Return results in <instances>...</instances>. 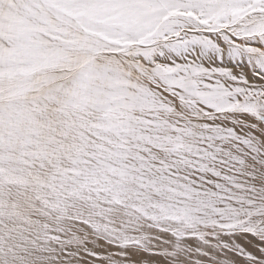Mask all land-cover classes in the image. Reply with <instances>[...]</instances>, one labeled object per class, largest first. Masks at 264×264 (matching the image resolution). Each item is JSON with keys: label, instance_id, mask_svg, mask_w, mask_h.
Wrapping results in <instances>:
<instances>
[{"label": "snow or ice", "instance_id": "6c2138e0", "mask_svg": "<svg viewBox=\"0 0 264 264\" xmlns=\"http://www.w3.org/2000/svg\"><path fill=\"white\" fill-rule=\"evenodd\" d=\"M0 264H264V0H0Z\"/></svg>", "mask_w": 264, "mask_h": 264}]
</instances>
